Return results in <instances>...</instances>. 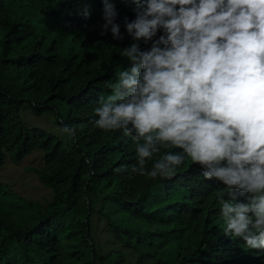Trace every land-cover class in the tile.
<instances>
[{
  "label": "trees",
  "instance_id": "obj_1",
  "mask_svg": "<svg viewBox=\"0 0 264 264\" xmlns=\"http://www.w3.org/2000/svg\"><path fill=\"white\" fill-rule=\"evenodd\" d=\"M111 2L119 25L136 18L131 0ZM103 6L0 0V167L40 151L43 165L26 169L52 194L48 203L27 200L0 183V264H264V251L224 234L219 199L231 196L223 183L206 180L190 160L171 178L133 173L136 142L123 129L96 126L99 97L112 92L118 69L131 67L121 51L134 42L126 27L119 40L110 30L100 35ZM28 111L52 112L75 136L30 126ZM169 151L181 150L159 156Z\"/></svg>",
  "mask_w": 264,
  "mask_h": 264
},
{
  "label": "clouds",
  "instance_id": "obj_2",
  "mask_svg": "<svg viewBox=\"0 0 264 264\" xmlns=\"http://www.w3.org/2000/svg\"><path fill=\"white\" fill-rule=\"evenodd\" d=\"M103 3L100 35L119 40L126 27L134 42L121 51L131 67L99 97L96 126L136 142L133 173L171 178L187 160L200 165L231 196L219 199L224 234L264 251V0H131L136 18L124 26Z\"/></svg>",
  "mask_w": 264,
  "mask_h": 264
},
{
  "label": "rangeland",
  "instance_id": "obj_3",
  "mask_svg": "<svg viewBox=\"0 0 264 264\" xmlns=\"http://www.w3.org/2000/svg\"><path fill=\"white\" fill-rule=\"evenodd\" d=\"M54 30L55 29L52 28V25L51 27L46 26L44 28V31L48 33ZM28 112V115L30 116L24 114L23 117L30 126L41 127L46 131L59 135L60 137H68L67 134H63L60 131L62 127L58 124L57 117L52 112L47 111L43 113L42 116L32 115L30 111ZM31 164L38 166L43 165V157L40 151L33 152L19 163H14L10 159H7L6 164L3 167H0V183L9 185L10 189L27 200H39L42 203H48L51 201L52 194L48 188L44 187L42 182L33 174V172H29L26 169V167ZM102 224L104 225L105 223ZM102 224L100 225V228H102ZM104 236L105 234H102L103 238ZM172 257L173 252L166 249L164 258L169 260Z\"/></svg>",
  "mask_w": 264,
  "mask_h": 264
},
{
  "label": "bare ground",
  "instance_id": "obj_4",
  "mask_svg": "<svg viewBox=\"0 0 264 264\" xmlns=\"http://www.w3.org/2000/svg\"><path fill=\"white\" fill-rule=\"evenodd\" d=\"M71 3V2H70Z\"/></svg>",
  "mask_w": 264,
  "mask_h": 264
}]
</instances>
